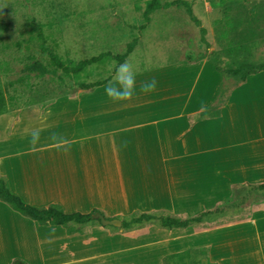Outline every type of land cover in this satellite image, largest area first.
I'll return each instance as SVG.
<instances>
[{
	"label": "crops",
	"instance_id": "crops-1",
	"mask_svg": "<svg viewBox=\"0 0 264 264\" xmlns=\"http://www.w3.org/2000/svg\"><path fill=\"white\" fill-rule=\"evenodd\" d=\"M208 63L135 74L136 88L161 73L172 81L131 100H110L103 85L1 115L0 175L31 206L57 204L66 214L96 208L106 217L194 216L212 209L211 194L225 186V223L183 230L92 224L67 235L0 202V264H161L168 254L204 247L211 264H264V193L249 188L264 184V71L232 91L218 117L191 123L221 86L202 81L211 79ZM180 71L192 80L177 79Z\"/></svg>",
	"mask_w": 264,
	"mask_h": 264
},
{
	"label": "rangeland",
	"instance_id": "rangeland-1",
	"mask_svg": "<svg viewBox=\"0 0 264 264\" xmlns=\"http://www.w3.org/2000/svg\"><path fill=\"white\" fill-rule=\"evenodd\" d=\"M147 1L0 0V89L17 94L20 101L36 94L31 93V88L38 90L45 95L38 105L42 108L57 98L84 95L72 79L66 78L64 84H59L51 76L43 79L24 77L22 68L26 63L48 60L40 53L35 34L27 26L29 23L40 25L46 44L67 61L87 59L104 52L122 54L126 44L138 38L136 47L126 59L135 74L171 63L188 65L191 64L189 61L207 60L206 74L212 76L202 81L212 84L218 81V84L226 83L232 87L237 79H226L216 72L214 58L223 69L264 63V0H158L161 4L176 3L155 11L146 24L142 13ZM187 7L205 28L208 46L200 40L199 28L187 15ZM142 24L144 29L140 27ZM115 66L114 61H109L92 70L91 74L84 73L80 80L92 82L99 77L115 76L112 73ZM161 74L164 77L151 78L166 85L172 81ZM177 75L183 82L192 80L191 73L180 71L174 76ZM225 194V186H218L211 194L209 207H219L223 212L206 217L204 222H208V227L225 223ZM201 258L205 263V256Z\"/></svg>",
	"mask_w": 264,
	"mask_h": 264
},
{
	"label": "trees",
	"instance_id": "trees-1",
	"mask_svg": "<svg viewBox=\"0 0 264 264\" xmlns=\"http://www.w3.org/2000/svg\"><path fill=\"white\" fill-rule=\"evenodd\" d=\"M175 3L176 2L173 1L161 4L158 0H148L142 13L143 21L148 24L151 20V15L155 11L161 8L167 9L173 6ZM186 12L193 24L199 28L200 40L206 46H208V42L205 39L206 30L201 26L200 20L195 17L190 7H187ZM27 26L30 28L31 33L35 34L34 37L36 38L40 53L46 55L48 60L47 62H43L41 60H32V62L26 63L22 68L24 77L30 78L31 76H33L37 79H43L47 76H51L52 78L56 79L59 84H64L66 78H68L69 80L72 79L75 82L77 89L80 91V94L92 93L95 89L107 84L114 78V76L110 75L106 78L99 77L95 81L86 82L80 80V77L84 73L91 74V71L96 69L97 67H102L107 62L114 61L116 63V66L112 70V73L116 74L117 67H119L126 61V59L133 52L138 42V38L132 39V41L126 44V49L122 54L113 55L109 52H104L87 59L67 61L63 60L54 48L46 44L45 37L40 25L29 23ZM140 27L141 29H144V24H142ZM217 61V58L213 59L215 70L218 73L222 74L226 79L230 77L236 78L237 82L232 87H228L226 83L221 84L214 101L199 113L189 117V121L191 123L205 118L218 117L223 107H225V105L227 104L231 92L239 86L243 85L247 81L248 77L264 71V63L254 65L245 64L240 65L236 68L223 69L218 65ZM191 62L192 61H189L188 63ZM9 84L12 85L11 83ZM32 89L33 88L30 89L31 93L34 92L36 94L30 96L27 100L24 101H20L19 96L15 93H5L2 89H0V115L19 110L21 108L35 107L40 105L44 101L45 95L38 92V90ZM37 96L39 97L36 98ZM249 188L264 193V184L249 186ZM0 202L5 203L13 211L19 213L25 218L37 222L41 226H61L65 229L67 235L82 232L81 227L83 226L92 224H98L102 226L100 224V221L95 218V214L100 213L104 215L101 210L96 208L92 209L89 213L86 214L78 212L66 214L57 204H50L47 207L31 206L24 203L18 196L12 194L9 191V189L7 188L5 177L2 175H0ZM222 212L223 211L221 208L215 207L210 210L202 211L194 216L180 218L174 217L169 212L164 210L151 212L134 211L126 216H115L107 218L121 220L120 228L110 226L114 229L130 230L135 226L153 223L163 229L183 230L191 227L205 228L207 227L204 222L206 217ZM207 254L208 247L200 249H188L182 252L164 256L161 260V264H211L207 261ZM202 255L205 256V263H203V261L201 260ZM11 264L26 263L21 259L15 258L12 260Z\"/></svg>",
	"mask_w": 264,
	"mask_h": 264
},
{
	"label": "clouds",
	"instance_id": "clouds-1",
	"mask_svg": "<svg viewBox=\"0 0 264 264\" xmlns=\"http://www.w3.org/2000/svg\"><path fill=\"white\" fill-rule=\"evenodd\" d=\"M139 88L140 91L145 94L156 91V78L153 77L148 81L141 82ZM135 89V72L132 65L126 61L117 68L113 80H110L105 85V94L110 100L114 102L126 101L132 99V97L135 95ZM36 141L37 136L35 133H33L31 142L34 144Z\"/></svg>",
	"mask_w": 264,
	"mask_h": 264
},
{
	"label": "water",
	"instance_id": "water-1",
	"mask_svg": "<svg viewBox=\"0 0 264 264\" xmlns=\"http://www.w3.org/2000/svg\"><path fill=\"white\" fill-rule=\"evenodd\" d=\"M95 218H97L100 221V224L102 226H112L115 228H120L121 227V220L118 219H108L107 217H105L104 215L100 214V213H96L95 214Z\"/></svg>",
	"mask_w": 264,
	"mask_h": 264
}]
</instances>
